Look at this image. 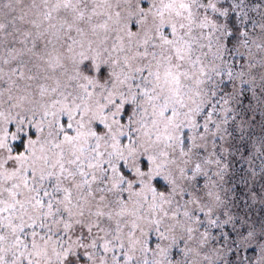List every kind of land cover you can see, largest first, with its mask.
<instances>
[{"label": "snow or ice", "instance_id": "obj_1", "mask_svg": "<svg viewBox=\"0 0 264 264\" xmlns=\"http://www.w3.org/2000/svg\"><path fill=\"white\" fill-rule=\"evenodd\" d=\"M0 264H264V0H0Z\"/></svg>", "mask_w": 264, "mask_h": 264}]
</instances>
